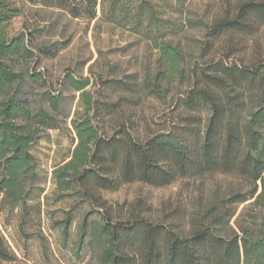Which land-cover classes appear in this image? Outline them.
I'll return each mask as SVG.
<instances>
[{"label": "trees", "instance_id": "trees-1", "mask_svg": "<svg viewBox=\"0 0 264 264\" xmlns=\"http://www.w3.org/2000/svg\"><path fill=\"white\" fill-rule=\"evenodd\" d=\"M28 1L89 21L97 17L100 4L99 20L157 45L159 62L165 64L157 79L185 77L188 84L174 100L173 110L183 113L180 121L142 136L134 120L122 116L117 101L107 97L118 90L163 95L156 84L101 76L91 82L89 77L64 75L68 87L79 92V100L70 120L75 133L70 157L51 171L53 199L72 204L55 221L62 237H68L75 219L72 212L79 211L76 245L90 252L94 264H264V233L257 236L242 225L237 230L229 225L238 204L253 199L264 207V48L250 57L245 53L264 30V0L229 4L207 26L201 46L206 59L186 72L182 53L168 38L183 31L187 0ZM18 13L17 7L0 0V208L20 206L26 217L31 209L40 213L45 180L30 147L42 131L58 128L60 121L18 95L24 78L16 66L28 49L23 34H7L9 21ZM224 37L221 54L208 55L214 41ZM236 52L240 56L234 58ZM28 77L36 80L39 74ZM48 98L56 103L61 94ZM217 173L240 178L245 190L181 215L185 226L174 222L179 215L160 219L134 215L131 209L130 214L116 216L102 195L134 182L163 187ZM0 264H26L1 232Z\"/></svg>", "mask_w": 264, "mask_h": 264}, {"label": "rangeland", "instance_id": "rangeland-1", "mask_svg": "<svg viewBox=\"0 0 264 264\" xmlns=\"http://www.w3.org/2000/svg\"><path fill=\"white\" fill-rule=\"evenodd\" d=\"M6 1L19 9L18 15L8 23V38L23 34V43L28 49L16 66L24 78L18 95L30 107L42 106L52 112L59 119L60 126L42 131L30 147L39 176L45 179L44 192L40 196V213L31 209L30 214L23 217L24 211L20 206L12 210L0 208V232L9 248L26 264H94L95 259L90 252L76 245L80 212H72L75 219L66 239L55 223L63 218L64 211L72 204L53 199L51 171L55 165L70 157L75 143L70 120L79 100V92L68 87L64 75L70 73L76 78L89 77L91 82L101 76L102 79L156 84L163 95L118 90L109 92L107 97L108 101H117L122 116H130L142 136L170 128L180 121L183 113L173 110L174 100L187 88V79L176 76L157 79L165 65L159 62L157 45L128 29L99 20L100 4L96 7L97 17L89 21L84 17L74 18L63 9L28 0ZM233 2L235 0L186 1L182 14L184 29L177 36L168 38L182 53L181 67L184 72L206 59L203 55L206 51H202L201 46L207 26ZM226 39L215 40L208 55L221 54V46ZM255 41L256 44L245 49L248 57L255 50L264 48V30ZM233 56L237 58L240 52ZM29 73H38L39 78L33 80L28 77ZM51 93L61 94V98L52 103L48 98ZM107 98L102 97V100ZM202 116L206 114L203 112ZM241 184L240 178L217 173L178 179L163 187L134 182L113 192H102V195L118 214L116 216L130 214L128 211L131 209L135 210L134 215L160 219L179 215L175 216L174 222L185 226L186 219L181 215L203 210L233 192L244 191ZM229 225L236 230L237 225H242L254 235H261L264 233V207L254 204L253 199L238 204Z\"/></svg>", "mask_w": 264, "mask_h": 264}]
</instances>
